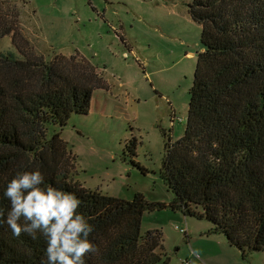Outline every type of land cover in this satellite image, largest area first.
I'll list each match as a JSON object with an SVG mask.
<instances>
[{
	"label": "trees",
	"instance_id": "16d2710c",
	"mask_svg": "<svg viewBox=\"0 0 264 264\" xmlns=\"http://www.w3.org/2000/svg\"><path fill=\"white\" fill-rule=\"evenodd\" d=\"M2 19L18 58L0 54V209L3 189L17 171L39 169L45 185L73 192L93 226L86 264H168L160 230L141 231L144 213L166 207L210 223L242 258L264 252V0H193L200 51L189 89L181 137L165 145L161 177L173 200L125 201L89 190L74 179L75 157L59 134L72 114L86 115L94 90L103 87L95 66L73 56L37 55L17 31L19 13ZM136 144L129 148L134 157ZM0 226V264H40L45 241ZM187 239V238H184Z\"/></svg>",
	"mask_w": 264,
	"mask_h": 264
},
{
	"label": "rangeland",
	"instance_id": "374dc122",
	"mask_svg": "<svg viewBox=\"0 0 264 264\" xmlns=\"http://www.w3.org/2000/svg\"><path fill=\"white\" fill-rule=\"evenodd\" d=\"M192 1L0 0V24L11 23L17 9V31L34 53L77 55L102 80L86 115L72 114L63 127L46 125L47 136L59 134L75 157L74 179L83 187L125 201L137 193L151 203L173 200L161 174L165 145L185 128L201 47L200 26L188 14ZM7 52L22 58L11 35L0 37V54ZM186 223L189 243L174 229L183 215L168 207L144 213L141 231L160 230L170 256L195 247L205 264H264L262 251L242 258L220 235L192 236L206 233L210 223L190 217Z\"/></svg>",
	"mask_w": 264,
	"mask_h": 264
},
{
	"label": "clouds",
	"instance_id": "9594fccd",
	"mask_svg": "<svg viewBox=\"0 0 264 264\" xmlns=\"http://www.w3.org/2000/svg\"><path fill=\"white\" fill-rule=\"evenodd\" d=\"M45 183L38 168L17 171L3 189L9 208L0 209V226L6 224L14 237L23 232L36 240L39 234L45 241L40 264H86L85 254L96 249L89 240L93 226L78 211L81 199Z\"/></svg>",
	"mask_w": 264,
	"mask_h": 264
},
{
	"label": "crops",
	"instance_id": "0c3cea01",
	"mask_svg": "<svg viewBox=\"0 0 264 264\" xmlns=\"http://www.w3.org/2000/svg\"><path fill=\"white\" fill-rule=\"evenodd\" d=\"M183 220H184V224H186V228H187V237L188 238L186 239V241H187V243H189V241H190V238H189L190 237V234H189V231H188V226H187V223H186V219H184V217H183ZM184 224L181 225V226H184ZM191 234H192L193 237H195V236L196 237H201L203 235L204 236H208V235H206V233H199L198 235H194L193 233H191ZM210 236H212V235H209V237ZM193 239L194 238H192V242L194 241ZM193 244H194V242H193ZM163 252L166 255V257L169 259L168 264H180L182 260L192 258V255L193 254H194L195 258L193 259L192 264H201V263H204V261L202 260V258L203 259H206L205 256H204V252H202V250H200V249H195V247H193L190 251H188L186 248H183V247L182 248H179V249H176L175 252H174V256H170V254L168 252V249L166 248V245L163 244Z\"/></svg>",
	"mask_w": 264,
	"mask_h": 264
},
{
	"label": "built area",
	"instance_id": "2783aa9c",
	"mask_svg": "<svg viewBox=\"0 0 264 264\" xmlns=\"http://www.w3.org/2000/svg\"><path fill=\"white\" fill-rule=\"evenodd\" d=\"M181 122H182V120H181V119H178V123H181ZM184 219H185V218H184ZM174 229H175L176 231H178L181 235H183L184 238H188V237H187V228H186V224H184V226H181V227H179V226H175ZM194 258H195V256H194V254H193V255H192V258H190V259H184V260L181 261L180 264H192ZM201 264H204V263H201Z\"/></svg>",
	"mask_w": 264,
	"mask_h": 264
}]
</instances>
